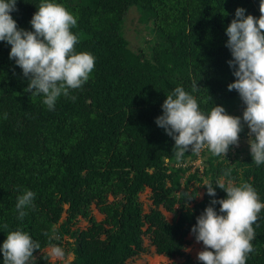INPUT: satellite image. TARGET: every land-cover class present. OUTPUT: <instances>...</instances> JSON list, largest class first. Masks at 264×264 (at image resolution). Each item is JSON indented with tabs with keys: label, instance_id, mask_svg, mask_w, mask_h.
Wrapping results in <instances>:
<instances>
[{
	"label": "trees",
	"instance_id": "16d2710c",
	"mask_svg": "<svg viewBox=\"0 0 264 264\" xmlns=\"http://www.w3.org/2000/svg\"><path fill=\"white\" fill-rule=\"evenodd\" d=\"M40 2L17 0L11 14L18 27L32 30L30 20ZM58 2L78 17L72 29L78 36L75 48L94 55V68L87 82L71 90L75 100L61 96L48 110L26 91L28 78L9 58L11 46L0 41V245L8 231L20 228L41 245L29 264H58L47 256L49 237L66 255L74 254L66 264H125L146 249L148 232L156 253L172 259L169 264H204L186 246L196 217L212 197L204 186V197L197 200L199 186L192 184L190 190L191 182H214L230 169L225 182L250 183L264 202V164L253 162L249 139L231 145L226 156L205 147L177 160L173 138L155 119L178 85L195 96L201 110L220 104L242 117L245 104L237 90L227 87L236 77L228 64L232 56L225 29L237 7H244L246 15H261L259 0ZM133 10L145 25L146 46L139 49L126 36ZM242 138H249L246 124ZM201 155L202 174L190 171L191 161ZM24 188L36 195L20 220L15 203ZM146 188L152 192L147 212L140 199ZM186 192L193 198L186 201ZM223 197L225 190L216 187V198ZM92 203L104 214L102 220L90 212ZM161 207L174 213L172 221ZM80 216L88 221L85 229L72 227ZM253 227L254 251L246 264H264V208Z\"/></svg>",
	"mask_w": 264,
	"mask_h": 264
},
{
	"label": "clouds",
	"instance_id": "9594fccd",
	"mask_svg": "<svg viewBox=\"0 0 264 264\" xmlns=\"http://www.w3.org/2000/svg\"><path fill=\"white\" fill-rule=\"evenodd\" d=\"M16 8L17 0H0V41L11 46L9 58L28 78L26 91L32 97H40L48 110L55 109L61 96L75 100L71 90L88 81L95 62L93 54L75 48L78 36L72 29L78 17L58 0H41L30 20L32 30H28L18 27L13 18L11 13ZM259 11L261 15L257 17L246 15L244 7H237L235 17L225 29L226 47L232 56L228 64L236 77L227 87L237 90L244 102L242 117L228 113L220 104L208 111L201 110L195 96L183 86L178 85L167 94L161 105L162 114L155 122L173 138L177 160L185 152L199 154L205 147L212 155L226 156L231 145H238L246 124L252 160L257 166L264 164V0H259ZM197 88V82L193 81L192 91ZM230 172L226 170L214 182L207 179L202 182L212 199L196 217L191 232L197 242H203L197 259L204 264H246L247 254L254 251L253 225L264 202L250 183L225 182ZM216 187L225 190L226 197L216 198ZM35 195L28 188L17 195L18 219L23 220L26 209L34 206ZM185 197L186 201L193 198L187 192ZM217 204L219 209L215 207ZM51 239L47 256L63 260L65 250L51 243ZM40 248L29 232L20 228L8 231L0 245L3 264H29L34 250Z\"/></svg>",
	"mask_w": 264,
	"mask_h": 264
},
{
	"label": "rangeland",
	"instance_id": "374dc122",
	"mask_svg": "<svg viewBox=\"0 0 264 264\" xmlns=\"http://www.w3.org/2000/svg\"><path fill=\"white\" fill-rule=\"evenodd\" d=\"M127 30H126V36L130 41V45L133 48L139 49L142 46H146V42L144 41L145 39L143 38V27L145 26L144 23L140 20V15L139 12L136 10L131 11V13L128 15L127 22H126ZM129 27V28H128ZM143 28V29H142ZM150 38V36H149ZM249 138H242L239 139L238 145H244L246 141H248ZM203 156L201 155L200 157L193 159L191 161V166L192 168L190 171H195L198 169L199 174H202L205 163L203 160ZM171 182L169 181L168 184ZM234 183V181H233ZM192 184L194 186H199V192L197 196V200L203 199L204 197V192H205V187L202 185V182H198L196 180H193L191 182V187L189 188L190 190L192 189ZM151 189L146 188L140 193V199L142 200L143 203V208L144 211L147 212L150 210L152 206V198H151ZM110 199H112V196H110ZM178 204H176L175 209L178 208ZM161 210L163 211L164 215L172 221L174 218V213L172 211H169L165 209L164 207H161ZM90 212L96 217L97 220H102L104 218V214H102L97 205L95 203H92L90 205ZM67 213L64 212L62 214V220L66 218ZM88 226V221L83 217L80 216L78 223L74 224L72 227L73 228H78V229H85ZM145 228V227H144ZM144 247L146 248L142 253L132 256L127 260L125 264H169L172 259L168 258L167 256L157 254L155 251V246L151 242L150 234L146 232L144 235ZM188 238L190 239V243L187 244L186 246V252L190 254V256L194 260L197 259V253L203 249L204 245L203 242H197L196 239L193 237L192 233L188 234ZM72 240V239H71ZM46 251H48V247L46 248ZM74 254L69 253L65 256L63 260L61 259H53L50 258L51 261H57L58 264H66L69 260L73 259Z\"/></svg>",
	"mask_w": 264,
	"mask_h": 264
}]
</instances>
